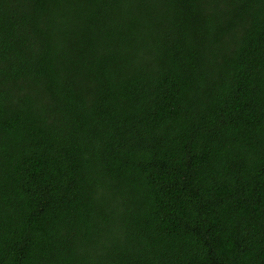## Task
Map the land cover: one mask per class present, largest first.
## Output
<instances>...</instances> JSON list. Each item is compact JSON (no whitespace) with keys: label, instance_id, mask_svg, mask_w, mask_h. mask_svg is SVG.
<instances>
[{"label":"trees","instance_id":"1","mask_svg":"<svg viewBox=\"0 0 264 264\" xmlns=\"http://www.w3.org/2000/svg\"><path fill=\"white\" fill-rule=\"evenodd\" d=\"M0 264H264V0H0Z\"/></svg>","mask_w":264,"mask_h":264}]
</instances>
